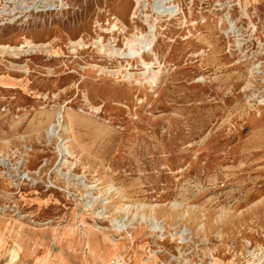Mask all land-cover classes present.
<instances>
[{"label":"rangeland","instance_id":"374dc122","mask_svg":"<svg viewBox=\"0 0 264 264\" xmlns=\"http://www.w3.org/2000/svg\"><path fill=\"white\" fill-rule=\"evenodd\" d=\"M57 255L264 264V0H0V264Z\"/></svg>","mask_w":264,"mask_h":264},{"label":"bare ground","instance_id":"6f19581e","mask_svg":"<svg viewBox=\"0 0 264 264\" xmlns=\"http://www.w3.org/2000/svg\"><path fill=\"white\" fill-rule=\"evenodd\" d=\"M24 225L25 224H16L14 226L13 231H12V235H14L17 238V240L20 239L22 241V246H20V247L18 246L21 249V251L19 252L17 250V248L15 250H13V257L17 258L22 253L25 255H29L31 248H32V244H33V243H31V241L34 239H40L39 237H41L43 239V247L45 245V242L51 237L54 238V240H52L54 242V244H55V242H58L59 238H57V236H58L56 234L57 230L53 231V234H54L53 236H51V235L47 236V235H43L42 233L39 234L36 230H32L29 227L30 228L29 232L25 234V237H23L20 235V233L23 232V226ZM27 226H29V225H27ZM57 245H58V243H57ZM24 259H27V258L24 257ZM20 261H21V259H20ZM48 261H49V259L46 260V262H48ZM62 261H65V258L62 255H57V260L52 261V262L54 264H62L63 263ZM44 264H46V263H44Z\"/></svg>","mask_w":264,"mask_h":264},{"label":"crops","instance_id":"0c3cea01","mask_svg":"<svg viewBox=\"0 0 264 264\" xmlns=\"http://www.w3.org/2000/svg\"><path fill=\"white\" fill-rule=\"evenodd\" d=\"M63 246L65 247V249H66V251H65V252L67 253V248H66V245H63ZM66 259H67V255L65 256V260H66ZM62 262H63V263H66L65 261H62ZM63 263H62V264H63Z\"/></svg>","mask_w":264,"mask_h":264}]
</instances>
